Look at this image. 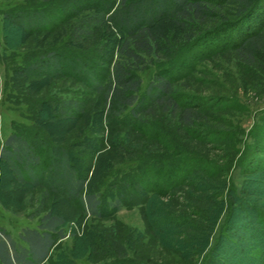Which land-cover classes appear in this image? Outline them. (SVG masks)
Masks as SVG:
<instances>
[{"label": "trees", "instance_id": "obj_1", "mask_svg": "<svg viewBox=\"0 0 264 264\" xmlns=\"http://www.w3.org/2000/svg\"><path fill=\"white\" fill-rule=\"evenodd\" d=\"M222 1L31 0L1 10L4 20L27 34L53 31L74 19L59 44L22 60L14 71L29 77L64 78L80 85L78 95L58 100L59 117H81L89 96L98 95L103 119L110 128L139 134V159L114 167L115 193L105 207L117 210L143 203L148 195L170 198L188 194L199 190L197 184L212 172L211 159L197 147L208 127L200 114L203 102L183 100L174 82L184 76L188 58L221 35L236 49L242 63L264 66V17L258 13L262 4L259 0ZM84 10L89 11L81 14ZM103 27H109L117 37L98 36ZM151 54L161 60L142 87L137 71L146 64L145 55ZM260 118V127L250 128L253 150L249 156L237 157L243 172L258 164L256 154L264 155V113ZM70 153L65 144L44 137L32 125L15 127L1 140L0 161L18 181L39 188L42 200L32 213L38 214L36 223L21 226L17 238L0 224V264H42L51 246L66 234L63 216L44 204L49 195L77 202L88 215L101 214V193L87 189L85 174L75 167ZM91 157L88 155L85 166ZM214 180L209 187L223 186L224 180ZM217 206V202L211 203L209 224L217 215ZM189 213L179 210L185 229L191 228ZM105 238L116 257L98 264H151L127 256L122 241L112 233H106ZM202 258L197 264H209L211 259L201 262Z\"/></svg>", "mask_w": 264, "mask_h": 264}, {"label": "rangeland", "instance_id": "obj_2", "mask_svg": "<svg viewBox=\"0 0 264 264\" xmlns=\"http://www.w3.org/2000/svg\"><path fill=\"white\" fill-rule=\"evenodd\" d=\"M28 1L0 0V12ZM259 2L258 13L264 17V0ZM73 21L53 31L27 34L0 14V142L15 127L39 128L44 137L70 149L75 167L85 174L87 189L101 193V214L97 217L84 213L75 201L49 195L44 204L63 216L66 234L51 246L42 264H98L114 259L116 254L107 244L106 233L120 238L127 256L151 264H197L201 255V262L211 259L209 264H264V155L256 154L258 164L249 172L237 164L253 150L250 128L255 125L256 130L263 123V64L242 63L224 35L208 40L200 52L189 57L184 76L174 86L183 100L203 102L200 114L206 116L201 115L208 127L197 147L211 159L212 172L199 186L196 183L199 190L188 194L170 198L148 195L143 203L109 209L105 203L115 193L113 169L139 159V134L110 128L103 119L98 95L89 96L81 117H59L58 100L79 93L80 85L64 78L29 77L14 71L22 60L59 44ZM97 34L117 37L109 27ZM144 59L146 64L137 71L142 87L161 60L154 54ZM88 155L92 157L85 166ZM217 178L224 180L223 186L209 187ZM41 200L39 188L18 181L0 161V224L14 238L21 226L36 223L38 214L32 213ZM214 202L218 212L209 224L207 212ZM182 208L190 212L191 228L185 229L184 220L179 218Z\"/></svg>", "mask_w": 264, "mask_h": 264}]
</instances>
